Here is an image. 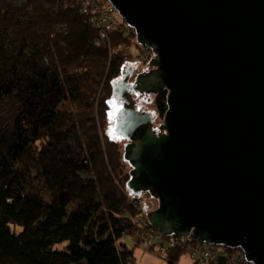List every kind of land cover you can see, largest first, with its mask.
<instances>
[{"label": "trees", "instance_id": "1", "mask_svg": "<svg viewBox=\"0 0 264 264\" xmlns=\"http://www.w3.org/2000/svg\"><path fill=\"white\" fill-rule=\"evenodd\" d=\"M125 27L127 37L110 29L102 43L76 0H0V264H135L125 237L177 264L199 243L154 240L138 221L142 196L126 189L125 141L109 131L111 101L123 107L112 86L131 62L126 49L139 47ZM166 94L153 100L160 118ZM210 250L213 264L242 255Z\"/></svg>", "mask_w": 264, "mask_h": 264}, {"label": "water", "instance_id": "2", "mask_svg": "<svg viewBox=\"0 0 264 264\" xmlns=\"http://www.w3.org/2000/svg\"><path fill=\"white\" fill-rule=\"evenodd\" d=\"M107 1L153 54L134 84L147 94L133 102L129 64L112 86L123 107L113 99L109 111L126 189L157 201L142 205L148 226L264 264V0ZM161 91L154 126L143 105Z\"/></svg>", "mask_w": 264, "mask_h": 264}, {"label": "built area", "instance_id": "3", "mask_svg": "<svg viewBox=\"0 0 264 264\" xmlns=\"http://www.w3.org/2000/svg\"><path fill=\"white\" fill-rule=\"evenodd\" d=\"M80 4V10L83 15L91 16L94 20V25L99 32V42H108V31L110 29L117 30L123 37H127L129 34L128 29L125 27V23L117 18L115 15L117 11L107 0H76ZM127 26V25H126ZM98 42V43H99ZM99 45V44H97ZM145 55L151 51L147 48ZM152 53V52H151ZM162 234L157 233L154 240L163 241L165 247L174 248L178 245V241L172 238L165 240ZM188 254L194 257V264H213L215 257L210 248L205 244L197 243L188 248ZM243 254L237 253L231 257V264H249L245 260L243 263Z\"/></svg>", "mask_w": 264, "mask_h": 264}, {"label": "rangeland", "instance_id": "4", "mask_svg": "<svg viewBox=\"0 0 264 264\" xmlns=\"http://www.w3.org/2000/svg\"><path fill=\"white\" fill-rule=\"evenodd\" d=\"M115 16L121 20V18L118 15V13H116ZM144 53H145V50L142 47H140V46L136 47V48L133 46L131 49L130 48L126 49L127 56L131 58V60H130L131 62H129L127 65H129V64L130 65H135V67L138 66V68H142L144 70L147 67V64L149 63V61L151 60V57L153 56L152 53H148L146 55ZM135 69H137V68H135ZM119 78L122 79V76H120ZM153 100H154V96L151 99L150 103H145L143 105V109L147 110L150 114H153V116H154V123L153 124H154V126H159V125L163 124V120H162V118L159 117V114L156 112ZM137 110H139V107H137ZM112 128H113V126L111 125V122L109 121V131L110 132H111ZM117 139L119 141V138H117ZM120 142L122 143L123 140L120 139ZM140 196H142L140 198L141 207H142L143 204H146L147 207L150 206V208L153 205H155L154 200L147 199L146 196H143V195H140ZM140 196H137V197H140ZM142 209L144 210L143 207H142ZM138 221L141 222L142 224L147 222V220H144L143 216H140V219H138ZM14 232L18 233L19 229H15ZM118 244H125L126 246H128L130 248L134 244V238L125 237L122 240H120V242ZM64 245L65 244H63L61 246H57L56 248L61 250ZM206 246L208 248L220 247V246L216 247V246H212V245H206ZM141 253H142V248L136 249L134 251V257H135V260H136L135 264H145V262L147 261L146 259H145V262H144V260H141ZM194 260H195L194 257H192L190 254L187 253V254H185L184 256L181 257V259L178 262V264H193ZM151 261H154V260H151ZM157 262L160 263L158 260H157Z\"/></svg>", "mask_w": 264, "mask_h": 264}, {"label": "flooded vegetation", "instance_id": "5", "mask_svg": "<svg viewBox=\"0 0 264 264\" xmlns=\"http://www.w3.org/2000/svg\"><path fill=\"white\" fill-rule=\"evenodd\" d=\"M135 68H137V69H135ZM133 67V68H130V75H129V78H128V84H129V89H128V91H129V93L132 95V98H133V102L135 101L134 100V97H133V94H140V95H143V94H147V93H139V92H137L136 91V87H135V78H136V76L137 75H139V74H141V72H143V69L142 68H138V66H136V67ZM146 69V72L144 71V73H148L149 71H151V70H153L154 68L153 67H150V66H148V67H146L145 68ZM135 74V76H134V80L132 81V76ZM122 79H123V77H122ZM149 94H152V93H149ZM158 94V93H157ZM154 97H155V95H156V93L155 94H152ZM134 106H135V104H134ZM136 108V107H135ZM122 109V108H121ZM120 109V110H121ZM137 109V108H136ZM139 111V110H138ZM139 112H142V111H139ZM153 123H154V118H153ZM159 128V127H158ZM158 131V130H157Z\"/></svg>", "mask_w": 264, "mask_h": 264}, {"label": "crops", "instance_id": "6", "mask_svg": "<svg viewBox=\"0 0 264 264\" xmlns=\"http://www.w3.org/2000/svg\"><path fill=\"white\" fill-rule=\"evenodd\" d=\"M125 245V244H123ZM125 247L128 249V250H132L133 252V256H134V251L136 249H139V248H142V253H141V260H144L145 262V259L147 260L145 262V264H165V262L162 260V259H159L158 257L154 256V255H151V254H147L145 251H144V247L143 246H140V247H135V241H134V244L129 248L128 246L125 245ZM135 258V257H134ZM151 260H154V261H151ZM157 260L160 262L158 263ZM136 262V260H135ZM178 264V263H177ZM194 264V263H193Z\"/></svg>", "mask_w": 264, "mask_h": 264}]
</instances>
